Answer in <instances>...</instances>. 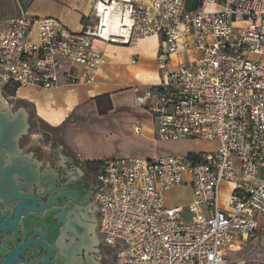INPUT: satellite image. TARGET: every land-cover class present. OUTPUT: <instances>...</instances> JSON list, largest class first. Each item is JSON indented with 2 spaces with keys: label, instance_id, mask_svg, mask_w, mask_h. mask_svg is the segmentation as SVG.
I'll list each match as a JSON object with an SVG mask.
<instances>
[{
  "label": "built area",
  "instance_id": "2783aa9c",
  "mask_svg": "<svg viewBox=\"0 0 264 264\" xmlns=\"http://www.w3.org/2000/svg\"><path fill=\"white\" fill-rule=\"evenodd\" d=\"M91 9L79 33L50 16L1 22L0 98L93 86L100 45L161 39L162 78L134 87V104L150 110L160 141L218 145L102 161L97 234L114 264H255L229 255L264 237V0H93ZM183 187L191 202L171 206L166 193Z\"/></svg>",
  "mask_w": 264,
  "mask_h": 264
},
{
  "label": "rangeland",
  "instance_id": "374dc122",
  "mask_svg": "<svg viewBox=\"0 0 264 264\" xmlns=\"http://www.w3.org/2000/svg\"><path fill=\"white\" fill-rule=\"evenodd\" d=\"M4 8V10L9 9L8 5L4 2V0H0V9ZM214 8L212 6L207 5L202 12L212 11ZM148 47H144L141 57L144 59L147 57L146 53L149 52ZM108 51V50H107ZM129 52H124L122 54L126 57L127 63L129 59ZM143 59L139 57V64L133 70H127L124 68L121 70L120 77L129 78L130 75H140V76H149L153 78L155 76V72L152 71L151 66L148 64L144 65ZM142 61V63H141ZM264 61V60H263ZM117 78V77H116ZM141 82V81H140ZM53 91H45L38 98V101L30 102L27 99H23L22 97L17 99H12L9 97L13 96L11 94L5 95L4 99L0 98L4 103L5 108L9 107L8 104H13V108H17L23 110L22 104L28 103L35 108L34 118L37 122L36 127L29 133L22 147V151L26 153V150L32 147V149H38L37 153H41L43 155L45 164V168H50L51 163L50 160L52 158L51 152H61L59 149L68 150L70 155L76 157L79 164L83 165V167L87 168L91 172L95 173L98 176V168L99 164L102 161L113 160L115 158H156L163 157L168 155H188L195 153H207L215 150L217 148V142L211 141L207 142L201 139L195 140H185L179 142H168V141H158L159 143H155L149 134H135L133 127L136 124L133 119H144L147 117L142 111L141 108L134 105L133 97L134 94L132 89L123 92V97L126 99V103L123 108H120L117 113L109 116H99L98 111H93L90 106L91 101L88 100L86 102L81 103L78 109H75L72 114L68 118L65 119V116L61 119L60 124L54 125L52 123L46 122L39 114H38V104H41L45 107L52 115L56 116L59 114L60 109H62L61 105H58L56 102V98L53 96ZM72 95V92H71ZM102 108L107 109L108 105L106 101L101 102ZM84 110V111H83ZM66 111V110H65ZM79 111V112H77ZM83 112V113H82ZM142 121V120H141ZM55 127L61 130L59 133V138L56 139L55 136L53 138V134L49 131L50 128ZM74 129L78 132V135L85 136V149L84 153L89 154L94 161H82L81 158L76 154L75 151H72L67 145L66 140L64 139V133L67 128ZM55 142L59 144V148L55 147L53 149V139ZM62 140V141H61ZM42 147L46 150H40ZM46 152V151H49ZM32 155V152L29 154ZM63 157L62 154H59ZM69 159V156H67ZM98 185V190H99ZM229 184H225L222 187L221 197L222 205L224 206L228 197ZM98 193V191H97ZM96 193V195H97ZM190 188L183 187L179 190H174L172 192L166 193V199L168 203L173 205H188L191 201L190 197ZM95 195V197H96ZM94 197V199H95ZM192 218V214L190 215ZM99 236V235H98ZM101 241V240H100ZM116 251L114 249H110V251L106 250L105 255L102 257V261H99V264H114L115 257H110L109 254H114ZM113 256V255H112ZM232 258H249L255 264H263L264 263V237L259 239L258 241L249 242L246 247L243 249L240 254L230 253L229 255Z\"/></svg>",
  "mask_w": 264,
  "mask_h": 264
},
{
  "label": "crops",
  "instance_id": "0c3cea01",
  "mask_svg": "<svg viewBox=\"0 0 264 264\" xmlns=\"http://www.w3.org/2000/svg\"><path fill=\"white\" fill-rule=\"evenodd\" d=\"M4 2L8 5L9 9H0V12L2 13L0 23L15 19L22 14L39 18L50 16L57 18L59 21L68 26L71 31L79 33V31L83 29V25L87 22L90 16L93 0H24L25 9L22 8L18 0H4ZM160 46L161 39L159 40L158 38H146L141 41L138 46L135 47L100 45L103 50L104 62L99 72L100 75L98 77L97 84L93 86L64 85L55 90H52L54 92L53 96L57 100L56 103L58 105H61L62 109H60L58 115L54 116L45 107H43L41 104H38V114L46 122L58 125L60 124L61 119L65 116V112L66 119L70 116V114L74 112L75 109H78L80 107L81 103L90 100V106L92 107L93 111H98L97 115H114V113H117L120 108H123V106H125L124 104L126 103V99L123 97V92L132 89V92L135 96L134 87L138 86L142 88L145 87V85L157 84L160 82L162 75L160 72H158L156 64V55L160 49ZM144 47H148L150 50L146 53L147 57L143 59L141 55H139V53H144ZM124 52H129V59L127 60V63H123L126 62V57L124 54H122ZM139 57L143 59V63L141 61L142 64L146 65L149 63L152 71L155 72V76L151 78L147 75L140 76L138 74H134L130 75L129 78H125L123 76L120 77V75L122 74L120 72L124 68L127 67V70H133L134 68H136V66H138ZM134 60L137 61L136 64H133ZM18 92L19 93H17V95L14 94L10 97H12V99L22 97L23 99H27L30 102H33L38 101V98L45 91H38L34 88H22ZM104 95H110L112 110L105 115H100L99 108L96 104L95 99L99 96ZM141 111L145 115H147V117L141 119L142 121L139 119H133L136 123L133 127L134 133L138 135L149 134V136H151V139L155 143H159L158 141L160 140L156 136V120H154V117L149 109L141 108ZM64 134V139L66 140L67 145L72 151H75L76 154H78L82 161H94L89 154L83 152V150H86L85 136L78 135V132H76L74 129H71L70 127L66 129ZM39 149L46 150L42 147H40ZM27 150V154H30L31 152L32 154L36 153L35 148L32 149V147H30ZM46 152L50 153V150Z\"/></svg>",
  "mask_w": 264,
  "mask_h": 264
},
{
  "label": "water",
  "instance_id": "95a60500",
  "mask_svg": "<svg viewBox=\"0 0 264 264\" xmlns=\"http://www.w3.org/2000/svg\"><path fill=\"white\" fill-rule=\"evenodd\" d=\"M18 1L25 9L24 0ZM19 116L23 117L24 128L14 135L12 149L4 139L1 121L10 122ZM28 128L29 124L22 109L16 113L8 109L0 111V166L16 191V195L10 197L19 199L16 206L12 207V215L4 222L0 220V264H81V257L78 256L81 255L82 250L88 255L95 252V246L100 243L97 220L92 216L94 205L91 202H86L84 207L73 204L68 214L62 212L52 239H48L47 235L39 231L35 232L32 228H27L33 222V213L42 212L45 208L57 204L56 201H52L45 207H39L35 199L21 192L23 188L29 189L38 173L37 170H33L24 156H20L27 153H24L19 146V137L22 133H26ZM6 155L9 159H6ZM15 156L18 157L14 158ZM8 161H12V164H7ZM3 163L8 166L5 168ZM22 167H27L33 174L15 172V168L18 170ZM12 176L21 177L25 182H17L11 178ZM64 238L70 240L71 250L68 257L62 251Z\"/></svg>",
  "mask_w": 264,
  "mask_h": 264
},
{
  "label": "flooded vegetation",
  "instance_id": "af4514ba",
  "mask_svg": "<svg viewBox=\"0 0 264 264\" xmlns=\"http://www.w3.org/2000/svg\"><path fill=\"white\" fill-rule=\"evenodd\" d=\"M2 18V13L0 12V19ZM12 98V97H11ZM10 99V98H9ZM14 99V98H13ZM9 107L6 109L12 110L14 113L21 110L19 106L13 108V104H8ZM23 111L27 118L29 128L26 133H22L19 137V146L22 148L25 142V139L29 133L36 127L37 123L42 126L41 123L35 120L34 112L35 108L31 104L23 103ZM53 138H59V133L61 130L55 127L49 129ZM52 138V139H53ZM62 141V140H61ZM53 149L55 147L59 148V144L53 139ZM38 149H35L36 153L21 154L25 159L32 165L33 170H37L35 179L30 184L29 189H22L21 192L24 194H29L33 199H35L36 204L39 207H45L52 201H56L57 204L52 205L51 207L45 208L42 212L33 213V222L27 226V228H32L35 232L39 231L44 235L48 236V239H52L57 231L56 225L60 222L59 216L62 212L69 213L72 209V205L84 207L86 202H91L93 207L92 216L97 220L95 216V202L94 197L98 191V176L88 170L87 168L80 165L77 158L70 155L68 150L59 149L61 152H51L52 158L50 160L51 167L45 168L43 163L44 158L41 153H37ZM28 152V150H27ZM59 154H62L63 157ZM7 156V155H6ZM69 156V159H67ZM15 156L14 158H17ZM9 159V156L6 157ZM7 164H12V161H8ZM3 166L6 168L8 165L3 163ZM46 177H49L46 180ZM17 182H25L21 177H11ZM0 183L3 186H0V220L4 222L7 217L12 215V207L16 206V202L19 199L11 198V195H16L15 188L11 181L7 178L3 169L0 166ZM5 183V184H4ZM61 236V234H59ZM101 239L99 238V241ZM70 240L64 238L62 251L69 256V246ZM41 249V248H40ZM96 251L93 253L86 254L85 250H82L81 255V264H99V261H102V257L105 255L106 250L110 251V247L106 246L101 240L98 245L95 246ZM113 255V256H112ZM110 257H115L114 254H109ZM78 264V263H77ZM101 264V263H100Z\"/></svg>",
  "mask_w": 264,
  "mask_h": 264
},
{
  "label": "bare ground",
  "instance_id": "6f19581e",
  "mask_svg": "<svg viewBox=\"0 0 264 264\" xmlns=\"http://www.w3.org/2000/svg\"><path fill=\"white\" fill-rule=\"evenodd\" d=\"M5 107L6 106H4V103L2 102V100H0V111L3 109H6ZM1 124H2V129L4 132V139L8 143L7 145L13 149L14 135L17 134L19 131H21L24 128L23 117L19 116V117H17V119L11 120L10 122H6V121L2 120ZM10 155H13V154L10 153ZM15 172L32 173L33 174V172H30L27 167H25V168L22 167V168H19L18 170L15 168ZM33 176H35V175H33ZM48 179H49V177H46V180H48ZM0 186H3V184L0 183Z\"/></svg>",
  "mask_w": 264,
  "mask_h": 264
},
{
  "label": "trees",
  "instance_id": "16d2710c",
  "mask_svg": "<svg viewBox=\"0 0 264 264\" xmlns=\"http://www.w3.org/2000/svg\"><path fill=\"white\" fill-rule=\"evenodd\" d=\"M195 8H197V6L194 5V4H191V7H189L190 10H191V9H195ZM10 94H11V95H14L15 92L12 91V92H10ZM95 101H96V104H97V106H98V108H99V114H100V115H105V114H107L109 111L112 110V105H111L110 95L99 96V97H97V98L95 99ZM102 101H106V103H107V105H108V108H107V109H103V108H102V105H101V102H102Z\"/></svg>",
  "mask_w": 264,
  "mask_h": 264
}]
</instances>
